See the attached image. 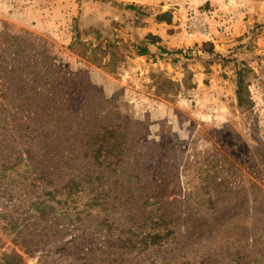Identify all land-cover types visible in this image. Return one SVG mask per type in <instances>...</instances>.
Returning <instances> with one entry per match:
<instances>
[{
  "label": "rangeland",
  "instance_id": "1",
  "mask_svg": "<svg viewBox=\"0 0 264 264\" xmlns=\"http://www.w3.org/2000/svg\"><path fill=\"white\" fill-rule=\"evenodd\" d=\"M209 11V35L185 29ZM135 12L175 21L167 55L141 57ZM88 130L121 154L98 157ZM143 215L162 244L120 264H264V0H0V260L63 264L74 239L117 251L98 223ZM28 236L46 241L36 255L18 245Z\"/></svg>",
  "mask_w": 264,
  "mask_h": 264
},
{
  "label": "trees",
  "instance_id": "2",
  "mask_svg": "<svg viewBox=\"0 0 264 264\" xmlns=\"http://www.w3.org/2000/svg\"><path fill=\"white\" fill-rule=\"evenodd\" d=\"M134 15H136L137 17L142 16L140 13H137V12H135ZM167 16H168V13H163L162 15L157 16V19L160 21H165L166 20L165 18ZM168 22H171V20H168ZM148 38H151V36H148ZM139 52H140V55L143 54L141 51ZM51 100L55 101L54 103H52L53 106H55V104H57L58 102L57 99H51ZM240 102H241V96H240ZM40 132L42 133V135H46L47 138L51 136V134L48 133V131L45 129H42V131ZM87 132H88L87 135L91 136L90 142H92V144H96V143L98 144V147L95 150L93 149V151L98 157L101 156L103 152L108 153L109 155L114 154V156H118L121 154L120 145L117 146V144H110L109 141H105L103 137L100 138L99 133H94L90 130H88ZM108 132L110 134H113L115 131L113 132V129H108ZM100 139L103 140V142L102 141L99 142L98 140ZM113 151L115 152L112 153ZM64 188L68 190V196L70 197V199L73 202H75L74 206L71 209V210H75L76 212V217L73 221V225H75V229L81 228L78 226V223H77L78 221H76V220H79L80 222L81 220L82 210L80 211L77 208L78 207L77 202L80 196L78 197L76 196H77V193H79V191H81L82 189V183H80L77 180L72 179L70 182H68L65 185ZM97 196L98 195L92 196V199L89 202V205L95 206L100 203L99 198ZM36 206H37V209L40 215L38 223L45 222L46 224H48L49 223L48 222L49 221V217H48L49 210L46 204L42 202ZM50 208L54 210L53 207H50ZM70 212L71 211L66 208V210L64 211V213L61 214V216H70L71 214ZM143 216H144L145 222L143 223L142 226H138V227H133L132 225L120 227L118 223H116L113 220H110L109 218H106L103 221H100L98 223V225L96 226V229L98 228L106 229L105 233H107L108 236H111L108 239L109 240L108 243L109 242L111 244L114 243V240H116L114 239V236H117V239L120 240L121 246H120V249H118L117 251L114 249V247L112 248L109 245L103 248L105 243H103L102 247L98 250L97 247L95 246L96 240L90 241V248L87 251H85V249H80V247L75 246L78 242H77V239H74V240L69 241L68 243L63 244L62 251H59L58 255L61 260H63L64 257L67 259V261L63 264H103V262L105 261L108 262L107 264H120V261L125 259V256L128 254H131L132 251H144L145 249L149 248L152 245L162 244V240L164 239V237L162 236L163 233L161 232L154 233L151 229H144L148 225V220L150 219V217L145 216V215ZM165 216H166L165 212H162L159 216V219L156 222H154L152 219L150 222L152 225H161V224L165 225L166 224V221L164 220ZM59 218L60 217L56 218V220H58ZM60 229H61L60 223L49 225L50 231H48L46 234H48V236L51 237L52 236L51 231L54 232L53 234H56L59 232ZM96 231L99 232L98 230ZM83 234L85 235V231H82V233H80L77 237L83 238L84 237ZM41 238H44V236H42ZM24 240H27L28 245H24V243H18V245L20 246L21 250L24 251V253L33 254V255H36V253L39 251L37 250V248H39L43 243H46V241H44L43 239H38L37 241H35L36 239L31 236L26 237ZM65 246H68V248L66 249ZM76 255H78L77 259L76 258L69 259L70 257H74ZM103 255L106 256V258H102ZM111 255L116 256V257H111ZM45 258L47 259V257ZM42 263H43V256L39 257L37 264H42ZM0 264H25V262L21 255L14 252L11 255L4 256L2 260H0Z\"/></svg>",
  "mask_w": 264,
  "mask_h": 264
},
{
  "label": "crops",
  "instance_id": "3",
  "mask_svg": "<svg viewBox=\"0 0 264 264\" xmlns=\"http://www.w3.org/2000/svg\"><path fill=\"white\" fill-rule=\"evenodd\" d=\"M94 15L96 16L97 14L91 15L90 13H87V17L90 18V20H94ZM145 17L146 16L144 15L138 17L134 15V20H138L139 23L134 26L135 31L131 32L132 39L137 43L138 50L143 53L141 54V57L155 61L167 55L170 50H172V47L168 44H170L171 41H173L174 44V37L176 34L174 32L170 34L168 29L165 27H170L175 21L167 23L154 19L152 21H148L152 22V24L149 25L145 23ZM123 18L124 13H121V18L118 20L122 22ZM146 19L151 20L150 17H146ZM95 23L98 24L96 21ZM148 36H151V38H148ZM173 46L175 47L176 44Z\"/></svg>",
  "mask_w": 264,
  "mask_h": 264
},
{
  "label": "built area",
  "instance_id": "4",
  "mask_svg": "<svg viewBox=\"0 0 264 264\" xmlns=\"http://www.w3.org/2000/svg\"><path fill=\"white\" fill-rule=\"evenodd\" d=\"M209 13H200V14H191L189 18L186 21L185 29L189 33H196L201 35H209L210 29H211V22H210V16ZM226 21V20H225ZM230 26V20L227 19L226 22ZM225 25L226 28H228V25Z\"/></svg>",
  "mask_w": 264,
  "mask_h": 264
}]
</instances>
